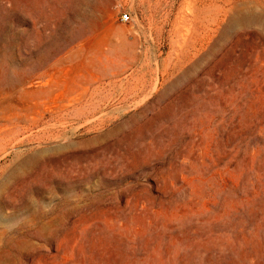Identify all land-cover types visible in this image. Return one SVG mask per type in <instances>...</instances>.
I'll use <instances>...</instances> for the list:
<instances>
[{"label":"rangeland","instance_id":"1","mask_svg":"<svg viewBox=\"0 0 264 264\" xmlns=\"http://www.w3.org/2000/svg\"><path fill=\"white\" fill-rule=\"evenodd\" d=\"M0 264H264V0H0Z\"/></svg>","mask_w":264,"mask_h":264},{"label":"built area","instance_id":"2","mask_svg":"<svg viewBox=\"0 0 264 264\" xmlns=\"http://www.w3.org/2000/svg\"><path fill=\"white\" fill-rule=\"evenodd\" d=\"M131 19L130 13L124 12L121 14V20L123 22H128Z\"/></svg>","mask_w":264,"mask_h":264}]
</instances>
